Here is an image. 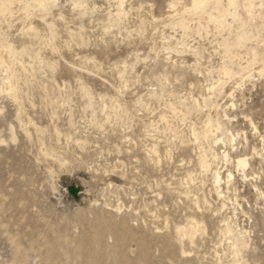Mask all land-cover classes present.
Masks as SVG:
<instances>
[{
    "label": "rangeland",
    "instance_id": "rangeland-1",
    "mask_svg": "<svg viewBox=\"0 0 264 264\" xmlns=\"http://www.w3.org/2000/svg\"><path fill=\"white\" fill-rule=\"evenodd\" d=\"M5 1L15 86L0 63V264H264V0L253 15L249 0H211L187 27L193 0H126L124 14L117 0H50L46 12ZM207 119L224 130L206 138ZM189 220L202 240L171 242ZM224 222L245 242L237 256Z\"/></svg>",
    "mask_w": 264,
    "mask_h": 264
},
{
    "label": "bare ground",
    "instance_id": "bare-ground-1",
    "mask_svg": "<svg viewBox=\"0 0 264 264\" xmlns=\"http://www.w3.org/2000/svg\"><path fill=\"white\" fill-rule=\"evenodd\" d=\"M0 1H2V0H0ZM7 1H10V4H14V5H16L15 4V2H22V0H7ZM28 1V0H27ZM48 1H50V0H34V3H36V4H38L39 5V7H40V9L41 10H43L44 12H46L47 11V7H48V4H49V2ZM54 1V0H53ZM118 1V5H119V14H122V12H123V6H124V4H125V2H126V0H117ZM228 1V3H226V4H228V5H226V6H228V7H235L238 3H239V0H227ZM263 1V0H262ZM19 2H18V4H19ZM209 2H211V0H193L192 1V3H193V9L192 10H185L184 12H183V14H181L180 15V17H179V20H180V26H184V27H187V26H189V23L191 22V17H190V14H193V13H196V11L198 12V10H203L204 11V8H205V6H206V4L207 3H209ZM221 2V1H220ZM254 0H249V2H247L246 4H244L245 6H246V9L245 10H248V11H246V12H249L250 14H254V10L256 9L255 8V4H254ZM9 3V2H8ZM214 3V2H213ZM219 3V2H218ZM223 3V2H222ZM263 3V2H262ZM21 4V3H20ZM80 4V3H79ZM216 4V3H215ZM214 4V5H215ZM221 4V3H220ZM219 4V5H220ZM8 4H7V2L5 1V2H1L0 3V16L2 15V13L5 11V7L7 6ZM23 5V4H22ZM50 5V4H49ZM263 6H264V4H262ZM221 6V5H220ZM240 6V5H239ZM8 7V6H7ZM20 7V6H19ZM38 7V8H39ZM83 7V6H82ZM227 7V8H228ZM10 8V7H9ZM12 8V7H11ZM51 8V7H50ZM219 8V7H218ZM22 9V8H21ZM20 9V10H21ZM23 9H25V8H23ZM27 9V8H26ZM25 9V10H26ZM212 9V8H211ZM211 9H210V11H211ZM221 9V8H220ZM231 9V8H230ZM235 9V8H234ZM7 10V9H6ZM11 10V12H12V9H10ZM54 10V9H53ZM84 10V9H83ZM217 10V9H216ZM9 11V10H8ZM19 11V10H18ZM23 11V10H22ZM29 11V10H28ZM50 11V10H49ZM212 11H214V10H212ZM218 11V10H217ZM222 11H223V9H222ZM10 12V13H11ZM227 11L224 9V11H223V13H221L220 15H223L224 16V14L226 13ZM228 12H229V10H228ZM227 12V13H228ZM49 13V12H48ZM84 13V12H83ZM218 13H220L219 11H218ZM218 13H216V14H218ZM6 14V13H5ZM85 14V13H84ZM83 14V15H84ZM123 14H124V12H123ZM229 14H230V12H229ZM15 15V14H14ZM45 15V14H44ZM49 15V14H48ZM194 15V14H193ZM197 15V14H196ZM201 15V14H200ZM226 15V14H225ZM249 15V14H248ZM195 16V15H194ZM204 17L203 18H205V20H207V22H216L217 21V23L218 22H220V23H222L221 21H222V19H219V17H217V18H215L213 15H211L210 13H205V15H203ZM228 16V15H227ZM250 16V15H249ZM119 17V16H118ZM254 17V16H253ZM5 18V17H4ZM202 18V16H201V19H200V23H198V24H204L201 20L203 19ZM194 19V18H193ZM223 19H224V17H223ZM45 20V19H44ZM118 20V19H117ZM120 20V19H119ZM204 19H203V21H205ZM219 20H221V21H219ZM225 20V19H224ZM224 20H223V22H224ZM252 20V19H251ZM111 21V20H110ZM202 22V23H201ZM117 24V23H116ZM215 24V23H214ZM216 25V24H215ZM218 25H219V23H218ZM222 25V24H221ZM227 25V24H226ZM200 26V25H199ZM223 26V25H222ZM183 27V28H184ZM201 27V26H200ZM199 27V28H200ZM221 27V26H220ZM196 28H197V26H196ZM208 28V27H207ZM187 29V28H186ZM34 31V30H33ZM242 31V30H241ZM241 33V32H240ZM242 33H243V31H242ZM244 34V33H243ZM238 35V34H237ZM242 35V34H241ZM241 35H239V37H238V40H236V41H238V45H243V43L246 41L245 40V38L244 37H242ZM248 35V34H247ZM246 35V36H247ZM244 38V39H243ZM247 38H249V37H247ZM236 39H237V37H236ZM230 40V39H229ZM3 44H4V42H2ZM8 44V43H7ZM6 45V44H5ZM233 46V45H232ZM2 47V46H1ZM12 47V46H11ZM240 47V46H239ZM226 48V47H225ZM231 48H234V47H231ZM238 48V47H237ZM248 48V47H247ZM250 48V47H249ZM226 49H230V48H226ZM256 49V48H255ZM1 50V53H0V59H1V62L0 63H2V66H4V67H2V68H5L6 70H7V72H9V81H10V88H13L12 90H14V87L13 86H15L14 85V81L12 80V78H13V75H14V69H13V67L11 66V64L9 63V53L11 52L10 50H12V49H9L8 47H5V48H3V49H0ZM227 50V51H228ZM251 50H252V48H251ZM250 50V51H251ZM13 51V50H12ZM225 51V50H224ZM230 51V50H229ZM233 51V50H232ZM231 51V52H232ZM246 51V50H245ZM226 52V51H225ZM230 52V53H231ZM253 51H251V53H252ZM259 52V51H258ZM12 53V52H11ZM10 53V54H11ZM17 53V52H16ZM233 53H235V52H233ZM248 54V53H247ZM258 54V53H257ZM229 55V54H228ZM263 55V54H262ZM227 56V55H226ZM231 56H233V54L231 55ZM236 56V55H235ZM248 56H250V55H248ZM252 57H254V56H252ZM39 58V57H38ZM231 58V57H230ZM249 58V57H248ZM258 58V57H257ZM260 58V57H259ZM262 58V57H261ZM256 59V58H255ZM263 59V58H262ZM252 60V59H251ZM264 60V59H263ZM231 61V60H230ZM233 61V60H232ZM250 61V60H249ZM255 61V60H254ZM253 60L251 61V62H254ZM45 62V61H44ZM262 62V61H261ZM41 63V62H40ZM226 63V62H225ZM234 63H236V62H234ZM234 63H233V66H234ZM254 63H256V62H254ZM258 63H259V61H258ZM262 63H264V62H262ZM228 64V63H227ZM231 64V63H230ZM248 65H247V67H246V71L250 68V66H251V63H247ZM240 65V64H239ZM246 65V64H245ZM0 66H1V64H0ZM225 67V66H224ZM232 67V66H231ZM240 67V66H239ZM242 67V66H241ZM223 68V67H222ZM230 68V67H229ZM243 68V67H242ZM242 68H240V69H242ZM245 68V67H244ZM232 69V68H231ZM5 70V71H6ZM222 71V70H221ZM233 71V70H232ZM243 71V70H242ZM245 71V72H246ZM16 72V71H15ZM231 71L229 70V69H224V71L222 72V73H224V75L226 76L227 75V77L231 74L230 73ZM239 72V71H238ZM249 72V71H248ZM4 73H6V72H4ZM233 73H235V72H233ZM239 74V73H238ZM237 74V75H238ZM248 74V73H247ZM7 75V76H8ZM16 75V74H15ZM223 75V76H224ZM236 75V74H235ZM236 75V76H237ZM224 76V77H225ZM248 77V76H247ZM8 78V77H7ZM226 78V77H225ZM7 80V79H6ZM218 82H220V81H218ZM224 82V81H223ZM82 84V83H81ZM219 84V83H218ZM224 84V83H223ZM223 84H221V85H223ZM17 85V84H16ZM217 85V84H216ZM17 87V86H16ZM82 87H84L83 85H82ZM218 87V86H217ZM212 88V87H211ZM225 88V87H224ZM223 88V89H224ZM7 89H9V88H7ZM16 89V88H15ZM84 89V88H83ZM213 89V88H212ZM220 89H222V88H220V87H218V88H216V91L217 90H220ZM82 91V90H81ZM86 91V90H85ZM87 91H88V89H87ZM211 91V90H210ZM223 91V90H222ZM222 91H220V92H222ZM225 92V91H224ZM223 92V93H224ZM88 93V92H87ZM90 93V92H89ZM212 93H215V92H212ZM216 94V93H215ZM214 94V95H215ZM221 95V93H218V95ZM225 94V93H224ZM154 95H157V94H154ZM231 96V95H230ZM87 97V96H86ZM154 97V96H153ZM156 97V96H155ZM91 98V97H90ZM89 98V99H90ZM116 101V100H115ZM114 101V102H115ZM90 102V101H89ZM117 102V101H116ZM193 102V101H192ZM91 103V102H90ZM119 103V102H118ZM118 103H117V105H118ZM215 104V103H214ZM91 105V104H90ZM199 105V104H198ZM206 105V104H205ZM216 105H218V104H216ZM185 106V105H184ZM114 107V106H113ZM119 107H121V106H119ZM199 107H200V105H199ZM216 107V109H217V106H215ZM185 108H187V107H185ZM192 108V107H191ZM194 108V107H193ZM200 108H202V107H200ZM200 108H198V109H200ZM218 108H220V107H218ZM119 109V108H118ZM196 109V108H195ZM202 110H203V108H202ZM201 110V111H202ZM218 110V109H217ZM220 110V109H219ZM117 111V110H116ZM190 111V110H189ZM192 112V111H191ZM196 112V111H195ZM198 112V111H197ZM196 112V113H197ZM194 113V112H193ZM188 114H190V112L188 113ZM199 114H201V113H199ZM216 114H218L217 112H216ZM123 115V114H122ZM120 116V115H119ZM184 116H186V115H184ZM211 115H209V117H210ZM217 116H219V115H217ZM206 117H208V116H206ZM208 117V118H209ZM164 118V117H163ZM165 119V118H164ZM218 119V118H217ZM216 119V120H217ZM212 120V119H211ZM210 119L208 120L207 119V121H209V123L210 124H208L207 125V129L206 130H204L202 127V129L204 130V131H206L205 132V136H206V138H208V137H210V135H213L214 136V133H217L218 134V132L220 131V130H222L223 128H221V126L223 125L222 123L223 122H221V126H220V124L218 123V121H220L219 119H218V121H217V124H214V122L213 123H211L212 121H211ZM214 120V119H213ZM206 121V122H207ZM168 122V121H167ZM124 123V122H123ZM168 124V123H167ZM204 125L205 124H203V127H204ZM152 125L150 124V126L149 127H151ZM170 126V125H169ZM153 127V126H152ZM173 127V126H172ZM223 127V126H222ZM158 129V128H157ZM170 129V128H169ZM201 129V130H202ZM171 130V129H170ZM195 130H196V128H195ZM224 130V129H223ZM172 131V130H171ZM194 131V130H193ZM200 131V130H199ZM198 131V132H199ZM203 131V132H204ZM173 132H174V129H173ZM197 132V131H196ZM195 131H194V133H196ZM223 132V131H222ZM226 132V131H225ZM228 132V131H227ZM176 133H177V131H176ZM200 133V132H199ZM221 133V132H220ZM219 133V134H220ZM229 133V132H228ZM223 134H225V133H223ZM179 135V134H178ZM196 135V134H195ZM194 134H193V136H195ZM197 135H198V133H197ZM202 135V134H201ZM221 135V134H220ZM200 136V135H199ZM203 136V135H202ZM201 136V140H202V138H204L205 139V141H206V138L205 137H202ZM179 137H180V135H179ZM198 137V136H197ZM196 137V139L197 140H199L198 138ZM215 137H217L216 135H215ZM212 138V137H211ZM210 138V139H211ZM214 138V137H213ZM232 138L234 139V137L232 136ZM194 139H195V137H194ZM195 139V140H196ZM209 139V138H208ZM226 139V138H225ZM180 140V139H179ZM194 140V141H195ZM213 140V139H212ZM221 140L222 139H219L218 137L217 138H215V142H213V144L214 145H219L220 144V142H221ZM211 141V140H210ZM182 142V141H181ZM198 142V141H197ZM208 142V141H207ZM195 143V142H194ZM206 143V142H205ZM209 143V142H208ZM208 143H206V144H208ZM216 143V144H215ZM219 143V144H218ZM182 144V143H181ZM184 144V143H183ZM185 144H186V142H185ZM198 144V143H197ZM210 144V143H209ZM195 145V144H194ZM198 145H200V144H198ZM212 145V144H211ZM213 145V146H214ZM216 145V146H217ZM196 146V145H195ZM203 148V146H201L200 145V147H198V148ZM208 147V146H207ZM217 148V147H216ZM188 150V149H187ZM203 150H206V149H203ZM202 150V152L200 153V156H199V154H197L199 157H200V159H199V162H197V163H199L200 164V166L202 167V168H205L206 169V171H210L211 170V163H210V159H209V157H208V159H207V156H208V154L210 155L211 153H206V151H203ZM210 150H214V149H211L210 148ZM199 151L200 150H197V152L199 153ZM152 152V151H151ZM150 152V153H151ZM208 152H209V150H208ZM150 153H149V155H150ZM257 153V152H256ZM152 154V153H151ZM154 154V153H153ZM217 154V153H216ZM215 154V155H216ZM254 154V153H253ZM257 155H258V153H257ZM154 156V155H153ZM210 156H213V154L212 155H210ZM253 156V155H252ZM224 159L227 161V160H229V155L228 154H225L224 156ZM254 157V156H253ZM260 157V156H259ZM258 157V158H259ZM151 158V157H150ZM216 158H218V157H216ZM216 158H214V159H216ZM151 160H153V159H151ZM212 160H213V158H212ZM212 160H211V162H212ZM219 160V159H218ZM198 161V160H197ZM214 161V160H213ZM216 161V160H215ZM217 162V161H216ZM249 162H250V159H248V157L247 156H243L242 158H237V160H236V165H237V169H238V171H241V172H243V177H244V179L245 178H247V176H246V174H245V169L250 165L249 164ZM216 164V163H215ZM212 165H213V163H212ZM199 166V165H198ZM201 167H199V168H201ZM215 169H216V166H215ZM201 170H203V169H201ZM214 170V169H213ZM203 172V171H202ZM203 173H206L205 172V170H204V172ZM214 173V176H213V180H214V183H215V187H216V193H217V196H218V198L219 199H221L222 198V193L219 191V186H220V184H221V182H222V175H221V172L219 171V170H217L216 172L214 171L213 172ZM209 174V173H208ZM233 178V175L232 174H229L228 175V179L230 180V179H232ZM189 182V181H188ZM200 202V201H199ZM195 203H197V205H198V202H195ZM199 206V205H198ZM226 205H223V207L222 208H224ZM148 207V206H147ZM200 207V206H199ZM198 208V207H197ZM130 209V208H129ZM199 209V208H198ZM134 210V209H133ZM208 210V209H207ZM140 211V210H139ZM210 212V211H209ZM156 217V216H155ZM142 220V219H141ZM135 221V220H134ZM137 221H138V219H137ZM226 221V220H225ZM228 221V220H227ZM142 222V221H141ZM144 222V221H143ZM219 222V221H218ZM146 223V222H145ZM203 223V222H202ZM220 223V222H219ZM225 223V222H224ZM144 224V223H143ZM204 224V223H203ZM203 224H201L200 222H197V221H195V220H189V221H187V223H186V225H184V226H174L173 227V229L171 230L172 232H171V234H169L168 236H169V239L171 240V242H173L174 241V243L176 244L177 243V245L178 244H180V243H185V242H187L189 245H194L195 244V240H196V238H200V237H203L204 236V234H205V232L207 231L206 229H204V228H206L205 227V225L203 226ZM206 230V231H205ZM221 230H222V235H223V233L225 234V236L227 237V239L228 240H231V242H232V245H230V246H233V249H232V247H231V249L232 250H234V254L236 255V253H238L239 254V252L240 251H242L243 249H245V242H243L242 240L243 239H241V241L240 240H237V239H235L234 237V230H233V228L230 226V224L229 223H225L224 224V226H222L221 227ZM220 230V231H221ZM152 232V231H151ZM219 233V232H218ZM238 233H240V232H238ZM237 233V234H238ZM220 235V234H219ZM244 235V234H243ZM167 236V237H168ZM239 236V235H238ZM241 237H243L242 235H241ZM205 238H207V237H205ZM237 238V237H236ZM240 238V237H239ZM201 240H202V238H200ZM199 239V240H200ZM198 240V241H199ZM200 240V241H201ZM197 241V240H196ZM199 241V242H200ZM181 245V244H180ZM179 245V247H180V249H181V246ZM183 245V244H182ZM185 245H187V244H185ZM195 246H197L196 244H195ZM190 247H192V246H190ZM183 248V247H182ZM198 248V247H197ZM230 249V250H231ZM182 250V249H181ZM233 253V252H232ZM231 254V253H230ZM177 255V254H176ZM234 256V255H233ZM237 256V255H236ZM240 256V255H239ZM233 258H235V257H233ZM236 258H238V257H236ZM239 259V258H238ZM234 261V260H233ZM232 261V262H233ZM236 261V260H235ZM238 262H240V261H238ZM238 262L236 263V264H238ZM234 264V263H233Z\"/></svg>",
    "mask_w": 264,
    "mask_h": 264
}]
</instances>
